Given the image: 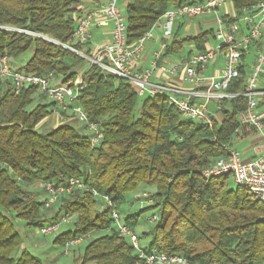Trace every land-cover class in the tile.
Here are the masks:
<instances>
[{
  "label": "trees",
  "instance_id": "obj_1",
  "mask_svg": "<svg viewBox=\"0 0 264 264\" xmlns=\"http://www.w3.org/2000/svg\"><path fill=\"white\" fill-rule=\"evenodd\" d=\"M204 0H129L126 9L129 43H134L171 6ZM257 0H232L241 10ZM80 0H0V56L11 62L32 50L23 66L28 72L52 73L67 81L85 72V88L78 103L100 122L103 138L92 146L88 134L72 121L45 130L39 125L49 114L66 111L35 88L16 93L0 80V264H41L27 249L16 226L23 219L31 227L74 215V227L56 235L54 242L112 226V207H101L92 189L108 195L119 210L129 192L148 190L157 220L145 233V247L182 253L209 264L264 263V203L230 184L229 175L206 179L202 171L232 145L240 126L237 113L247 107L244 96L222 102L223 118L213 127L181 115L166 96L140 97L128 79L102 73L88 61L45 37L69 42L76 27ZM21 28L29 32H18ZM35 33V34H34ZM208 32L187 38L204 50ZM182 45L174 37L167 52ZM91 54L90 50H86ZM89 67V68H88ZM246 68L228 87L242 93ZM80 177L89 189H74L46 207V198L32 189L40 184L66 183ZM141 192V191H140ZM143 193V192H142ZM52 210L51 215L47 211ZM139 214L126 217L132 228ZM141 237V236H140ZM142 238V237H141ZM79 264H135L129 240L111 232L89 241Z\"/></svg>",
  "mask_w": 264,
  "mask_h": 264
},
{
  "label": "built area",
  "instance_id": "obj_2",
  "mask_svg": "<svg viewBox=\"0 0 264 264\" xmlns=\"http://www.w3.org/2000/svg\"><path fill=\"white\" fill-rule=\"evenodd\" d=\"M92 2V7L84 10L82 14L75 15L77 23L69 42H61L46 35H36L55 42L63 50H69L85 58L89 67L98 65L102 73L128 79L135 86L140 97L166 96L169 103L179 110L182 116L206 123L210 127H213L215 122L209 110L211 102H215L217 110L221 111L224 100L240 95L246 97L247 107L237 113V118L240 126H251L261 133V153L253 159L245 160L238 149L232 145L223 144L224 154L207 166L202 174L206 179L229 175L236 186L251 192L257 200L264 203V105H259L258 100L261 93L260 76L264 72V0H257L241 10L235 8L230 0L228 5L231 7V12L226 15L219 13L220 8L226 5V0H204L171 6L153 27L134 43H129L126 12L122 11L119 0L103 2L92 0ZM212 13H219L218 27L214 33L216 46L204 51H191L186 58L178 59L169 65L162 64L161 52L155 51L146 67L137 68L144 52L145 40L152 36V30L157 24H161L163 28L165 40L160 45L165 48L174 35L175 21L178 16L192 19ZM98 26H111V37L108 42L88 54L84 47L92 38L93 28ZM11 29L29 32L21 28ZM219 53L224 55V66L217 75H204L207 65ZM249 54L254 55L252 61L246 60ZM159 68L170 75L183 70L185 78L193 83L197 90L185 92L169 83L153 81L151 78ZM242 68L249 69L244 91L242 93L228 92L229 85L239 77ZM84 76L83 71L76 78L63 81L52 73L37 74L25 71L13 64L8 55L0 56L1 81L9 82L16 93L23 88H35L62 110H71L89 131L91 145L97 146L103 138L100 122L92 120L88 112L78 103L81 91L86 86ZM201 87H205L206 90L200 92ZM194 96H202L204 100L195 102ZM55 112L60 118L64 116L59 110ZM43 186L47 194L46 207L58 203L63 195L71 193L74 189H89L80 177H71L66 183L60 184L47 182ZM91 191L95 197L103 199L108 206L112 207V225L116 223V227L111 226L109 230H114L119 236L129 240L137 256L135 264H209L192 261L182 253L148 250L141 243L140 235L122 220L109 196L102 195L95 189ZM149 201L152 202V198ZM71 217L72 215L64 214L58 220L46 222L39 227V232L43 235H58L61 226L71 222ZM157 217L154 213L150 221L155 222ZM88 235L68 240L64 244L65 254H68L71 248L82 242Z\"/></svg>",
  "mask_w": 264,
  "mask_h": 264
},
{
  "label": "crops",
  "instance_id": "obj_3",
  "mask_svg": "<svg viewBox=\"0 0 264 264\" xmlns=\"http://www.w3.org/2000/svg\"><path fill=\"white\" fill-rule=\"evenodd\" d=\"M99 1L103 2L104 0H99ZM128 2L129 0H125L126 4H128ZM228 3H230V0L229 1L226 0V5H223L220 8L219 11L220 14L226 15L231 12V7L228 5ZM92 6H93L92 0H80V3L78 5L79 11L77 12V15L82 14L84 10ZM219 13H212L192 19H186L185 17L178 16L175 21L174 35L167 42V46L165 48H162L160 45L161 42L165 40L163 28L161 24H157L152 30V36L145 40L144 52L142 54V57L139 59L137 68L143 69L144 67H146L149 64L152 55L155 51L161 52L160 62L164 65H169L178 59L186 58L189 55V53L193 51L192 48L186 50V43L190 44L191 46L195 45V43L192 40H186V39L192 36H196L200 32H208V39L204 43V47L205 49L209 48L210 47L209 44H211L210 38L212 36L213 37L212 40H214V33L218 27ZM211 26H215V28L208 29V27ZM110 37H111V26L94 27L92 30V38L89 41V43L85 45L84 49L90 50V52L93 53L97 49V47L108 42ZM174 37H176L178 41H181L182 45L178 48L177 51L174 50L171 52H167V47L174 41ZM29 57L30 56L26 57L24 59V62H26L29 59ZM253 59H254V55L252 54L246 56L247 61H252ZM14 64L19 66L16 62H14ZM223 66H224V55L222 53H219L207 65L204 71V75L206 76L217 75ZM248 70L249 69L246 68L247 72ZM262 75H264V72L262 73ZM151 79L157 82L169 83L175 86L176 88H178L179 90L185 92H190V91L192 92L194 90H197L194 84L185 78V72L183 70L178 71L173 75H170L159 68L153 74ZM259 89L261 93L258 96V100H259V105L262 106L264 105V87L263 88L260 87ZM204 90H206L205 87H201L199 89L200 92H203ZM193 100L195 102H201L204 100V98L202 96H194ZM209 110L212 113V116L218 122L222 120L223 115L221 111L217 110L215 102L210 103ZM68 113L70 114L72 113L73 116L69 118L70 115H68ZM59 119L63 121H72L76 124V126L77 123L79 122L71 110L66 111V114H64L62 118H60L59 116ZM56 125L58 124H54L52 126H56ZM232 146L241 152L245 160L253 159L257 157L262 151V135L251 126H242L236 133V138L234 139Z\"/></svg>",
  "mask_w": 264,
  "mask_h": 264
},
{
  "label": "rangeland",
  "instance_id": "obj_4",
  "mask_svg": "<svg viewBox=\"0 0 264 264\" xmlns=\"http://www.w3.org/2000/svg\"><path fill=\"white\" fill-rule=\"evenodd\" d=\"M119 5L122 11L126 12L127 4L125 3V0H119ZM210 28H215V26L208 27V29ZM212 39L213 37L211 36V44H209L210 47H214L217 45V42ZM190 48H192L193 51H199V48L196 45L191 46L190 44L186 43V50ZM31 53L32 50L30 49L19 58L15 59L14 62H16L19 66H23L25 64L24 59L30 56ZM260 87H264V75L260 76L259 88ZM57 112L53 111L51 114H49V116L39 125L38 129L43 131L49 126H52L54 124L59 125L65 122L59 119V115ZM68 115H70L69 118L73 116L72 113H68ZM77 127L84 133L89 134V131L81 122L77 123ZM230 184L232 186H236L232 177H230ZM32 189L41 192L42 198L47 197V194L43 193L40 184H36ZM147 189L148 190H139L127 193L125 196V201L121 204L120 209L118 210L123 221H125L126 217L129 215L140 213L139 222L133 227V229L138 235L142 237L141 243L144 246L147 245L150 241V236L145 235V233L151 231V229L154 227V222H151L150 218L157 211V209L155 208L143 210V208L148 207L153 203V201H149L151 197L149 196L150 194L147 193L152 192L153 189ZM100 200L101 207H106V202L103 199ZM47 213L48 215H51L52 210L47 211ZM71 218L72 219L69 224L61 226L59 231L60 233L74 227L76 217L73 215ZM16 226L23 239L22 249H27L34 256L38 257L41 260V264H79V258L83 255L87 243L101 234L111 232V230H108L103 232L91 233L82 242L71 248L68 254H65V245L57 244L54 242L56 234L43 235L39 232L38 227H31L25 220L20 218L16 220ZM114 227H116V223L112 225V228Z\"/></svg>",
  "mask_w": 264,
  "mask_h": 264
}]
</instances>
